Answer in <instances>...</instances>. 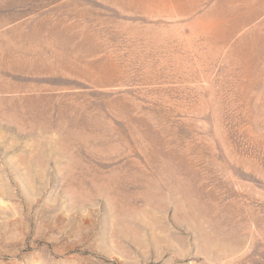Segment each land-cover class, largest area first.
<instances>
[{
    "label": "rangeland",
    "instance_id": "obj_1",
    "mask_svg": "<svg viewBox=\"0 0 264 264\" xmlns=\"http://www.w3.org/2000/svg\"><path fill=\"white\" fill-rule=\"evenodd\" d=\"M0 264H264V0H0Z\"/></svg>",
    "mask_w": 264,
    "mask_h": 264
}]
</instances>
